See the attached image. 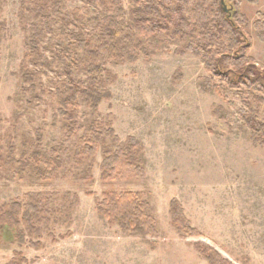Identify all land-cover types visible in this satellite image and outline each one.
Here are the masks:
<instances>
[{
    "label": "rangeland",
    "instance_id": "obj_1",
    "mask_svg": "<svg viewBox=\"0 0 264 264\" xmlns=\"http://www.w3.org/2000/svg\"><path fill=\"white\" fill-rule=\"evenodd\" d=\"M57 1L69 13L78 10L82 23L64 28L50 15L40 18L32 2L0 4V219L13 214L0 229V264H208L196 244L230 264H264V148L252 145L237 97L226 101L210 90L218 83L199 57L177 45L159 47L135 64L112 62L102 88L107 97L96 110L81 103L79 129L67 139L58 92L68 72L76 81L86 76L82 55L66 49L59 34L94 31L101 11L84 0H48V6ZM123 6L131 24L133 2ZM240 10L251 40L246 57L264 69V44L252 28L256 14L264 15V0L241 1ZM220 118L228 133L219 129ZM92 123L113 131L105 146H138L142 179L103 181L102 144L92 160L76 159ZM36 155L58 159L52 180L34 175ZM22 160H30L26 168L16 164ZM109 192L141 194L155 233L124 235L110 225L96 211ZM172 202L199 236L173 224ZM27 205L37 208L29 229L22 224Z\"/></svg>",
    "mask_w": 264,
    "mask_h": 264
},
{
    "label": "trees",
    "instance_id": "obj_2",
    "mask_svg": "<svg viewBox=\"0 0 264 264\" xmlns=\"http://www.w3.org/2000/svg\"><path fill=\"white\" fill-rule=\"evenodd\" d=\"M3 1L0 0V4ZM20 1L23 4H36L40 18L46 19L50 15L54 23L64 28L83 21L78 10L69 13L58 1L50 6L48 0ZM84 1L88 7L101 11V15L95 18L96 29L90 33L62 31L59 34L60 42L66 49L82 55L86 76L85 81H76L68 72L67 80L61 84L58 92V114L67 139L75 136L79 129L81 103L96 110L107 97L108 94L102 92V88L107 67L112 62L135 64L140 57L149 58L159 47L177 45L181 47V52L193 54L202 60L212 80L218 83L210 90L226 101L229 96L237 97L241 105L239 116L250 132L252 145L264 148V69L246 57L251 40L243 31L247 21L240 10L241 1L255 5L259 0H131L134 5L130 12L131 24L123 6L124 0ZM252 28L258 42L264 44L262 13L256 14ZM32 34L36 39L37 33L34 31ZM31 39L36 46V40L34 43ZM21 69L29 82L25 64H22ZM218 126L224 133L230 131L223 118L219 119ZM105 135L114 137L112 130L103 131L95 123L86 127L78 141L76 159L92 160L102 144L103 160L100 168L103 181L142 179L144 170L135 157V148L138 146L113 150L105 146ZM36 157L34 175L42 181L52 180L59 168L58 159L47 161L41 160L38 155ZM29 162L22 160L16 164L26 168ZM175 205L172 202L173 224L184 229L189 237L199 236L195 230L188 228V222ZM10 208H18V204L11 203ZM96 211L110 225H117L124 235L151 236L155 233V221L148 214L147 204L139 193H105L97 201ZM36 213V207L27 205L22 218L23 226L31 228ZM12 215L7 213L0 219V229ZM195 249L208 264H230L208 246L196 244Z\"/></svg>",
    "mask_w": 264,
    "mask_h": 264
}]
</instances>
